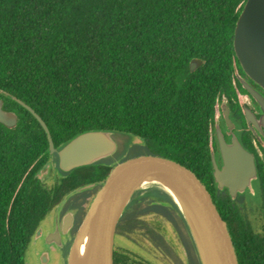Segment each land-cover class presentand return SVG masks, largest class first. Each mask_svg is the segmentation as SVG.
<instances>
[{"label": "trees", "instance_id": "16d2710c", "mask_svg": "<svg viewBox=\"0 0 264 264\" xmlns=\"http://www.w3.org/2000/svg\"><path fill=\"white\" fill-rule=\"evenodd\" d=\"M244 3L0 0V91L41 117L55 148L86 131H111L143 142H123L121 160L151 154L181 164L211 194L239 264H264V165L254 194L232 200L214 182L209 142L216 99L233 91V31ZM194 59L201 65L190 71ZM3 100L18 122L0 124V264H25L48 215L67 197L84 211L98 187L74 192L103 182L112 166L80 167L48 187L38 177L52 157L46 133L17 102ZM156 201L166 200L154 191L133 200L115 237L138 235L167 263L180 264L161 225L166 220L182 240L187 263L199 264L175 206ZM113 256L114 264H156L116 245Z\"/></svg>", "mask_w": 264, "mask_h": 264}, {"label": "water", "instance_id": "95a60500", "mask_svg": "<svg viewBox=\"0 0 264 264\" xmlns=\"http://www.w3.org/2000/svg\"><path fill=\"white\" fill-rule=\"evenodd\" d=\"M233 51L243 72L264 90V0H245L233 31ZM200 65L199 60H191L190 71ZM242 83L256 99L261 110V114L254 115L245 109L247 122L262 131L264 97ZM0 95V124L13 128L18 122V117L13 111L3 108V97L14 100L30 112L46 133L48 150L54 157V167L63 176L80 167L99 164L112 166L103 182L87 184L74 192L98 187L65 252V264L71 263L77 244L89 231L90 239L84 264H113L115 234L120 219L133 200L151 191L160 193L166 200L156 201V204L165 207L172 204L177 209L199 264H239L226 222L221 218L211 194L193 172L177 162L151 154L119 160L117 156L121 151L123 139L118 133L111 131H86L60 148H55L46 124L30 106L2 91ZM217 136L221 167L217 165L214 154L211 153L212 175L217 189H226L232 200L246 191L254 194L253 183L257 173L253 155L244 149L236 138L233 137L228 144L219 131ZM114 158L118 162L108 164ZM54 175L56 176V170ZM149 184L165 186L172 196L153 186L155 188L135 198L136 193ZM63 204L64 201L59 207ZM71 223L72 214L69 213L63 227L64 232ZM41 232L42 228L39 227L34 239ZM45 259L44 254L43 264Z\"/></svg>", "mask_w": 264, "mask_h": 264}, {"label": "flooded vegetation", "instance_id": "af4514ba", "mask_svg": "<svg viewBox=\"0 0 264 264\" xmlns=\"http://www.w3.org/2000/svg\"><path fill=\"white\" fill-rule=\"evenodd\" d=\"M235 59L238 64L234 65L233 91L229 92L227 95L220 94L216 99L215 110L210 123L209 142L213 149L212 153L214 154L216 163L221 167L222 161L217 136L218 131L224 141L228 144L231 143L233 137L236 138L242 147L253 155L257 173V169L264 165V129L259 131L253 125L250 126L248 124L245 116V109L254 115L261 114V110L256 99L246 90L242 82L263 97L264 90L243 72L239 61L237 58ZM60 177H63V175ZM91 190L93 191L95 188L90 189V191ZM92 196L88 198L89 201ZM74 203L75 201L69 202L66 198L61 207H59V204L53 210L55 216L51 223L46 227L43 225L40 226L42 232L36 239H34V244L41 248L39 251L35 252L36 264H43L42 261L44 254L46 256L56 255L59 259L65 257V252L68 250L75 236L88 205V203L83 205L85 208L83 211L82 207L74 205ZM69 213L72 214V223L68 230L64 232L63 227L67 221V215Z\"/></svg>", "mask_w": 264, "mask_h": 264}, {"label": "rangeland", "instance_id": "374dc122", "mask_svg": "<svg viewBox=\"0 0 264 264\" xmlns=\"http://www.w3.org/2000/svg\"><path fill=\"white\" fill-rule=\"evenodd\" d=\"M125 145L129 144H137L142 145L143 142L141 139L125 135L123 140ZM125 158L123 155L121 159ZM119 159V160H121ZM117 159L110 160L108 164H115ZM54 157H51V161L48 164V166L42 171L38 177L39 179L48 187L53 186L55 177L62 176V174L57 170L56 167H54ZM54 170H56V176L54 175ZM147 186V185H145ZM155 187H146L139 190V192L136 193L135 198L138 196L150 191ZM153 192V191H151ZM247 192V191H246ZM244 194V193H243ZM134 198V199H135ZM239 204H242V201H239ZM55 216L54 211H52L48 217L42 222L41 225L44 227L48 226L51 221L53 220ZM161 225L164 228L166 232V236L170 239L169 242L172 244L173 250L177 253L178 257L181 260L180 264H188L187 263V253L185 251V248L182 244V240L176 231V228L172 226L171 223L167 222L166 220H161ZM34 238L32 239L31 245L28 247L26 253L24 254V261L27 264H36V255L35 252L39 251L41 248L38 245L34 244ZM115 245L119 248L124 249L126 252L133 254L136 257L145 258L152 263L156 264H169L165 259H163V256L160 254V252L157 249H154L150 243L145 241L143 238H141L138 235H132L129 238L128 237H115ZM65 257L63 259H59L56 255H50L46 256V261L44 264H64L65 263ZM43 263V262H42Z\"/></svg>", "mask_w": 264, "mask_h": 264}, {"label": "bare ground", "instance_id": "6f19581e", "mask_svg": "<svg viewBox=\"0 0 264 264\" xmlns=\"http://www.w3.org/2000/svg\"><path fill=\"white\" fill-rule=\"evenodd\" d=\"M122 139L124 140V138L122 137ZM120 139V141L122 140ZM155 186L156 188H158L159 190L161 189L164 193H168L169 195L172 196L171 192L168 190V188H166L165 186H159V185H154V184H149L146 187H152ZM145 188V187H144ZM168 213V212H167ZM172 214V213H171ZM169 215V213H168ZM157 225V224H156ZM90 239V231L88 232V234L84 237V239H82L76 246L72 259H71V263L70 264H84L85 262V258H86V254H87V250H88V242Z\"/></svg>", "mask_w": 264, "mask_h": 264}]
</instances>
